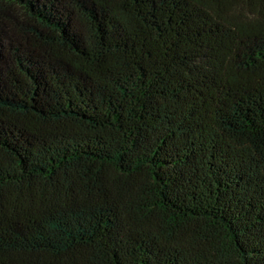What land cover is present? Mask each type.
<instances>
[{
	"label": "trees",
	"instance_id": "1",
	"mask_svg": "<svg viewBox=\"0 0 264 264\" xmlns=\"http://www.w3.org/2000/svg\"><path fill=\"white\" fill-rule=\"evenodd\" d=\"M0 264H264V0H0Z\"/></svg>",
	"mask_w": 264,
	"mask_h": 264
}]
</instances>
